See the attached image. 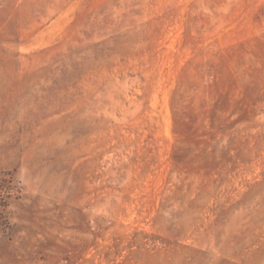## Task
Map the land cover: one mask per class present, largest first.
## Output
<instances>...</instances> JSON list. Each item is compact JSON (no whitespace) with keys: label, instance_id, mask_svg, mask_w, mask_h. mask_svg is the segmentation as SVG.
Returning <instances> with one entry per match:
<instances>
[{"label":"rangeland","instance_id":"374dc122","mask_svg":"<svg viewBox=\"0 0 264 264\" xmlns=\"http://www.w3.org/2000/svg\"><path fill=\"white\" fill-rule=\"evenodd\" d=\"M0 264H264V0H0Z\"/></svg>","mask_w":264,"mask_h":264}]
</instances>
